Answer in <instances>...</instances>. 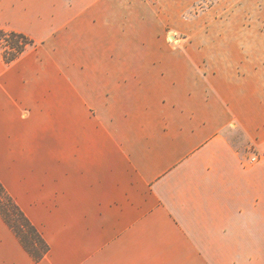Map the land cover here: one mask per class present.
Listing matches in <instances>:
<instances>
[{"label":"crops","instance_id":"0c3cea01","mask_svg":"<svg viewBox=\"0 0 264 264\" xmlns=\"http://www.w3.org/2000/svg\"><path fill=\"white\" fill-rule=\"evenodd\" d=\"M72 10L0 0V28L34 40L11 63L0 47V181L51 246L37 262L0 213V264H236L264 249V58L89 65ZM117 108L131 129L109 130Z\"/></svg>","mask_w":264,"mask_h":264},{"label":"rangeland","instance_id":"374dc122","mask_svg":"<svg viewBox=\"0 0 264 264\" xmlns=\"http://www.w3.org/2000/svg\"><path fill=\"white\" fill-rule=\"evenodd\" d=\"M59 1L73 6L65 14L74 18L77 61L84 56L89 65L104 53L124 67H184L199 59L207 68L209 59L231 61L243 48L264 58V0ZM127 109H113L109 130L131 129ZM253 242L234 252L236 264H264V249Z\"/></svg>","mask_w":264,"mask_h":264},{"label":"trees","instance_id":"16d2710c","mask_svg":"<svg viewBox=\"0 0 264 264\" xmlns=\"http://www.w3.org/2000/svg\"><path fill=\"white\" fill-rule=\"evenodd\" d=\"M33 43L34 40L24 33L0 28V47L3 49V56L7 63L19 58L27 47ZM0 213L15 231L31 256L37 262L43 260L50 252V244L1 181Z\"/></svg>","mask_w":264,"mask_h":264},{"label":"built area","instance_id":"2783aa9c","mask_svg":"<svg viewBox=\"0 0 264 264\" xmlns=\"http://www.w3.org/2000/svg\"><path fill=\"white\" fill-rule=\"evenodd\" d=\"M259 161H260V157L258 154H254V156L250 158L251 164L258 163Z\"/></svg>","mask_w":264,"mask_h":264}]
</instances>
